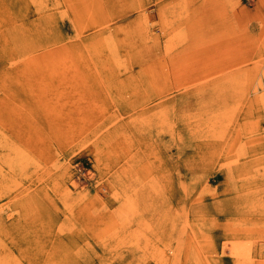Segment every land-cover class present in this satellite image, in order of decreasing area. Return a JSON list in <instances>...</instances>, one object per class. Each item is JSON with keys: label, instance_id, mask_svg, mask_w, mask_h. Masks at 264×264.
Wrapping results in <instances>:
<instances>
[{"label": "rangeland", "instance_id": "374dc122", "mask_svg": "<svg viewBox=\"0 0 264 264\" xmlns=\"http://www.w3.org/2000/svg\"><path fill=\"white\" fill-rule=\"evenodd\" d=\"M81 1L0 0V264H264V0Z\"/></svg>", "mask_w": 264, "mask_h": 264}, {"label": "bare ground", "instance_id": "6f19581e", "mask_svg": "<svg viewBox=\"0 0 264 264\" xmlns=\"http://www.w3.org/2000/svg\"><path fill=\"white\" fill-rule=\"evenodd\" d=\"M213 3L214 4H217L218 3V1L217 0H213ZM57 4H58V11H59V13L62 15V17H68L69 19H70V21L72 22V23H74V24H78L79 25V27H81V22H80V24H79V21H80V19L82 18V14H83V3H82V1L81 0H57ZM187 7H185V6H183L182 7V9L178 12L179 13V15L181 14V15H184L185 13H186V11H187ZM161 10H162V13H164V14H166L167 12H165V10H163V8H161ZM64 15V16H63ZM73 24V25H74ZM74 27H76L75 25H74ZM80 28H78V27H76V30H74L75 32H79L80 30H79ZM80 34H82L81 32H80ZM84 35V34H83ZM78 39V38H77ZM90 41V40H89ZM93 42V41H92ZM88 44V43H87ZM66 47H68V46H66ZM262 68V67H261ZM260 68V69H261ZM49 70V69H48ZM264 75V74H263ZM211 86V85H210ZM228 89V88H227ZM162 105H160V106H158V107H161ZM157 109H159V108H157ZM161 109V108H160ZM159 109V110H160ZM209 122V121H208ZM132 201V200H131ZM130 200H129V203L131 202ZM129 203H128V205H129ZM125 204H126V202H125ZM131 205H133V201H132V204ZM127 206V205H126ZM123 207H125V206H123ZM131 208H133V207H131ZM128 209H129V207H128ZM127 209V210H128ZM131 210H133V209H131ZM130 209H129V211H131ZM134 211V210H133ZM123 222V221H122ZM99 236V235H98ZM102 236V235H101ZM50 256H52V255H50ZM50 259H51V257H50ZM63 260V259H62ZM47 263V261H45L44 262V264H46ZM54 264V263H53Z\"/></svg>", "mask_w": 264, "mask_h": 264}]
</instances>
